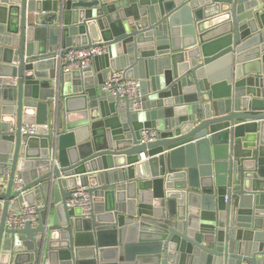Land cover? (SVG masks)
<instances>
[{"label":"water","instance_id":"water-1","mask_svg":"<svg viewBox=\"0 0 264 264\" xmlns=\"http://www.w3.org/2000/svg\"><path fill=\"white\" fill-rule=\"evenodd\" d=\"M262 2L0 0V264H264ZM98 45L58 74L60 48ZM109 70L140 81L142 113L101 92ZM77 175L90 218L66 206ZM39 197L48 219L6 227Z\"/></svg>","mask_w":264,"mask_h":264},{"label":"built area","instance_id":"built-area-1","mask_svg":"<svg viewBox=\"0 0 264 264\" xmlns=\"http://www.w3.org/2000/svg\"><path fill=\"white\" fill-rule=\"evenodd\" d=\"M262 8L264 9V0H262ZM62 48L58 50V54L53 56L56 63L58 74H68L74 71H87L93 67L94 60L108 53V47L105 45L92 46L89 48H68L66 53H62ZM101 92L111 98H127L131 101V108L134 113H142L144 111V95L141 89V83L134 78H127L123 70H109L101 85ZM38 125L25 124L21 127V135L23 141L28 136L38 135ZM160 139V133L156 128L143 129L141 131V144H150ZM140 162L148 160L146 153L139 155ZM57 164L58 161L56 160ZM74 186L70 189L71 198L67 201L66 206L69 210L79 209L83 218H90L95 213L96 196L89 192L90 186L84 183L77 175ZM10 179V171L7 170L1 187L7 185ZM25 181L16 177L14 180V191L20 193V197H24L26 192ZM21 211L10 210L6 217V227L9 229H23L29 224L36 228L39 226L42 217L48 219L47 202L44 198L39 197L34 204H29L23 200L21 202ZM46 212V213H45ZM249 264V263H243Z\"/></svg>","mask_w":264,"mask_h":264},{"label":"crops","instance_id":"crops-1","mask_svg":"<svg viewBox=\"0 0 264 264\" xmlns=\"http://www.w3.org/2000/svg\"><path fill=\"white\" fill-rule=\"evenodd\" d=\"M93 65H94V64H93ZM98 65H102V63L99 62ZM93 67H94V66H93ZM249 68H250V67H249ZM97 74H98V73L96 72V70H94V72H93V76H92L93 79H94V78L96 79V78L98 77ZM147 156H148V155H147ZM2 182H3V179L0 180V183H2ZM99 194H100V193H97V194L95 195V196L98 198V201H97L96 204H100V203L102 202L101 199H100ZM263 206H264V205H263ZM263 208H264V207H263Z\"/></svg>","mask_w":264,"mask_h":264}]
</instances>
